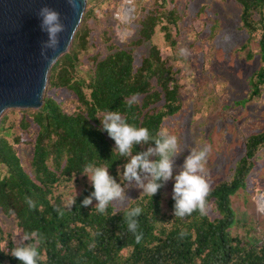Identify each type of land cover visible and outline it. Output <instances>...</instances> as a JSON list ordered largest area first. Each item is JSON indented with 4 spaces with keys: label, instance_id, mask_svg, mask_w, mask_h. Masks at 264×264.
<instances>
[{
    "label": "trees",
    "instance_id": "obj_1",
    "mask_svg": "<svg viewBox=\"0 0 264 264\" xmlns=\"http://www.w3.org/2000/svg\"><path fill=\"white\" fill-rule=\"evenodd\" d=\"M234 1L247 34L240 50L246 60L257 56L260 63L248 77L249 91L241 102L258 100L264 106V0ZM118 3L87 1L68 51L51 68L42 106L10 109L0 117V264H21L10 251L33 244L23 240L32 233L41 239L38 264H264V226L257 229L238 220L232 207V197L246 188L254 166L264 158V128L246 137L230 177L210 186L203 214L174 217L171 180L153 197L142 192L124 207L110 204L104 214L94 207L95 199L88 207L81 205L94 191L89 180L73 193L88 177L82 172L89 166L108 167L118 183H127L122 173L127 158L100 130L106 113L118 112L130 125L159 137L168 133L165 121L185 104L180 65L175 56L162 57L152 43L159 27L165 43L177 52L181 16L176 5L169 6L174 0H154L153 9L135 18L134 45L150 43L139 62L133 48L118 46L106 30L99 37L107 52L102 57L95 53L90 21L99 20L96 9L107 15ZM61 90L69 97L56 99ZM148 146L136 145L133 154ZM75 196L73 208L66 207ZM135 207L142 209L139 243L124 219Z\"/></svg>",
    "mask_w": 264,
    "mask_h": 264
},
{
    "label": "rangeland",
    "instance_id": "obj_2",
    "mask_svg": "<svg viewBox=\"0 0 264 264\" xmlns=\"http://www.w3.org/2000/svg\"><path fill=\"white\" fill-rule=\"evenodd\" d=\"M87 1L91 0H86V5ZM153 1L134 0L128 4L131 15L127 19L122 18L126 0H119L116 8L109 9L111 12L108 11L107 15L96 9L99 20L90 21L92 34L97 40L95 53L102 57L107 52V45L99 37L106 30L115 44L133 48L139 62L150 43L134 45L138 38L134 20L153 9ZM173 5L177 6L181 16L177 52L165 43L159 27L152 43L159 47L162 57L171 59L175 56L184 75L181 82L184 84L185 104L178 114L165 121L168 134L176 135L184 149L175 160L174 173L181 170L190 151L207 147L206 178L212 186L230 177L236 161L243 155L246 137L264 128L261 102H241L249 91L248 77L260 63L257 56L246 60L240 50L247 34L241 28L240 5L236 1L174 0L169 6ZM50 94L55 93L50 91ZM55 95L58 100L69 97L66 90ZM249 178L246 188L232 197V207L238 220L260 229L264 226V158L256 163ZM88 180V177L82 178L73 193L78 194ZM174 182V179L169 182V194L173 192ZM123 187L128 198L117 201V208L126 206L130 199L142 193V189L128 187L127 183Z\"/></svg>",
    "mask_w": 264,
    "mask_h": 264
},
{
    "label": "clouds",
    "instance_id": "obj_3",
    "mask_svg": "<svg viewBox=\"0 0 264 264\" xmlns=\"http://www.w3.org/2000/svg\"><path fill=\"white\" fill-rule=\"evenodd\" d=\"M69 2L73 3V0H69ZM73 7H75L74 3ZM38 16L40 17V28L46 32L48 37L41 48V55L49 58L48 50L55 52L59 47V34L64 31V26L60 22L59 13L48 7H42ZM100 130L106 131L109 137L115 141V149L118 150L120 157L127 158L122 173L128 187L135 186L142 189L143 193L153 197L164 184L174 179L172 192L174 217L184 218L195 211L202 214L205 212L206 201L211 192L205 168L209 152L207 147L199 151H190L181 170L174 173L175 160L184 150L176 135L161 132L159 137H154L146 127L130 125L115 111H109L104 115ZM136 145L149 146L145 151L133 154ZM150 157L156 158L150 159ZM82 173L88 176L94 188V191L82 200V206L92 205L93 199H95L94 207L99 213L104 214L110 204L114 205L117 201L123 202L128 198L125 187L109 174L108 167L89 166ZM29 204L31 207H35L32 201H29ZM75 204L76 196L66 201L68 208H73ZM116 214L113 213V215ZM141 214L142 209L135 207L124 215L128 231L135 235L137 243L142 238V234L137 231L139 228L138 217ZM29 239L35 242L18 246L12 249L10 254L21 261V264H38L40 253L37 246L41 239L37 233L23 237L24 241Z\"/></svg>",
    "mask_w": 264,
    "mask_h": 264
},
{
    "label": "water",
    "instance_id": "obj_4",
    "mask_svg": "<svg viewBox=\"0 0 264 264\" xmlns=\"http://www.w3.org/2000/svg\"><path fill=\"white\" fill-rule=\"evenodd\" d=\"M73 3L75 7H73ZM0 0V117L9 109H39L53 64L66 53L81 24L86 0ZM48 7L59 13L64 31L48 57L41 55L48 39L38 12Z\"/></svg>",
    "mask_w": 264,
    "mask_h": 264
},
{
    "label": "bare ground",
    "instance_id": "obj_5",
    "mask_svg": "<svg viewBox=\"0 0 264 264\" xmlns=\"http://www.w3.org/2000/svg\"><path fill=\"white\" fill-rule=\"evenodd\" d=\"M130 15H131V9L129 7H127L126 10L123 13L122 18L123 19H125V18L127 19Z\"/></svg>",
    "mask_w": 264,
    "mask_h": 264
},
{
    "label": "built area",
    "instance_id": "obj_6",
    "mask_svg": "<svg viewBox=\"0 0 264 264\" xmlns=\"http://www.w3.org/2000/svg\"><path fill=\"white\" fill-rule=\"evenodd\" d=\"M134 0H126V2L123 4L124 6V11L126 10L127 7H129L128 4H131Z\"/></svg>",
    "mask_w": 264,
    "mask_h": 264
}]
</instances>
